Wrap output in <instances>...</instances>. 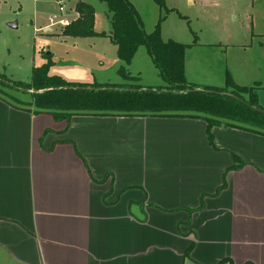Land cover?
Wrapping results in <instances>:
<instances>
[{
    "label": "crops",
    "instance_id": "obj_1",
    "mask_svg": "<svg viewBox=\"0 0 264 264\" xmlns=\"http://www.w3.org/2000/svg\"><path fill=\"white\" fill-rule=\"evenodd\" d=\"M197 46L186 81L232 92L203 60L188 67ZM210 133L197 117L66 122L0 98V264H264V135Z\"/></svg>",
    "mask_w": 264,
    "mask_h": 264
},
{
    "label": "rangeland",
    "instance_id": "obj_2",
    "mask_svg": "<svg viewBox=\"0 0 264 264\" xmlns=\"http://www.w3.org/2000/svg\"><path fill=\"white\" fill-rule=\"evenodd\" d=\"M64 1L63 10L59 11L56 0H0V73L9 81L27 83L33 67L46 65L48 75L69 83H163L144 46L138 48L128 64L117 59L115 47L106 36L110 14L99 0L82 1L95 10L93 30L104 35L73 37L44 32L52 22L71 15L78 2ZM130 2L146 32L159 23L163 40L198 45L187 53L188 67L201 59L223 86L232 90L255 87L256 104L264 111V36L260 35L264 31V6H257L253 0H163L161 5L154 0ZM77 18L78 14L64 21L67 25ZM9 23L16 27L10 28ZM47 53L51 55L46 56ZM121 67L139 79L123 81L118 72ZM32 91L17 92L0 86V98L32 108L27 104ZM242 96L247 99V95Z\"/></svg>",
    "mask_w": 264,
    "mask_h": 264
},
{
    "label": "trees",
    "instance_id": "obj_3",
    "mask_svg": "<svg viewBox=\"0 0 264 264\" xmlns=\"http://www.w3.org/2000/svg\"><path fill=\"white\" fill-rule=\"evenodd\" d=\"M111 14V32L106 36L116 45L117 57L128 64L139 46H144L164 87L144 90L136 85L69 83L58 76H50L46 65L33 67L29 82L9 81L0 73V86L17 92L33 90L31 101L35 112H48L55 120L69 121L73 115H170L197 117L210 129L215 125L233 126L264 135V111L257 106L254 88L236 87L232 92L222 89H197L184 76V53L188 45L163 41L159 23L149 33L130 0H99ZM163 4V0H154ZM78 18L65 25L63 36H101L93 30L94 9L82 0L76 2ZM122 78H134L121 67ZM135 79V78H134ZM247 95L244 99L242 95ZM5 100V99H4ZM237 161L234 168L243 163ZM220 261L218 264H222Z\"/></svg>",
    "mask_w": 264,
    "mask_h": 264
},
{
    "label": "built area",
    "instance_id": "obj_4",
    "mask_svg": "<svg viewBox=\"0 0 264 264\" xmlns=\"http://www.w3.org/2000/svg\"><path fill=\"white\" fill-rule=\"evenodd\" d=\"M56 2L58 4L59 11H62L63 10V6L65 4V1L64 0H56Z\"/></svg>",
    "mask_w": 264,
    "mask_h": 264
},
{
    "label": "water",
    "instance_id": "obj_5",
    "mask_svg": "<svg viewBox=\"0 0 264 264\" xmlns=\"http://www.w3.org/2000/svg\"><path fill=\"white\" fill-rule=\"evenodd\" d=\"M8 26L10 28H15L16 27V25L14 23H9ZM46 55H49V53H47ZM144 90H153V91H156L155 89H144Z\"/></svg>",
    "mask_w": 264,
    "mask_h": 264
}]
</instances>
